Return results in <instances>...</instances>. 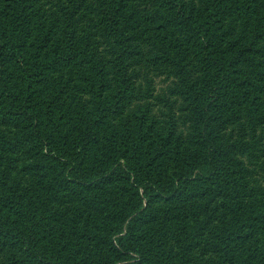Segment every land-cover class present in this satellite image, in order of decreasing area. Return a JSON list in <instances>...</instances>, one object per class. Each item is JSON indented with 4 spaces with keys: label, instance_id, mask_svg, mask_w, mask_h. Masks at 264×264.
Masks as SVG:
<instances>
[{
    "label": "trees",
    "instance_id": "trees-1",
    "mask_svg": "<svg viewBox=\"0 0 264 264\" xmlns=\"http://www.w3.org/2000/svg\"><path fill=\"white\" fill-rule=\"evenodd\" d=\"M0 264H264V0H0Z\"/></svg>",
    "mask_w": 264,
    "mask_h": 264
}]
</instances>
